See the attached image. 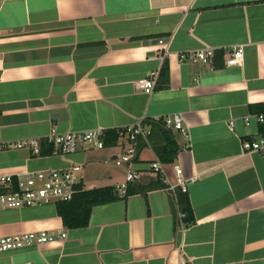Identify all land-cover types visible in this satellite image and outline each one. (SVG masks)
<instances>
[{
  "label": "crops",
  "instance_id": "0c3cea01",
  "mask_svg": "<svg viewBox=\"0 0 264 264\" xmlns=\"http://www.w3.org/2000/svg\"><path fill=\"white\" fill-rule=\"evenodd\" d=\"M0 31L2 142L39 139L41 147L51 131L120 129L141 119L151 128L174 113L186 129H170L178 151L161 163L169 182L147 169L162 143L151 128L132 165L139 178L128 184L140 191L93 206L84 227H65L54 203L0 208V236L66 233L0 253V264H264V148L243 147L264 126L241 120L263 111L264 0H0ZM238 46L242 63L226 66V49ZM201 47L214 49L211 64L179 61ZM153 72L151 92L135 87ZM121 147L33 154L11 146L0 150V175L73 163L84 189L115 188L126 171L113 162ZM173 165L186 178L188 225ZM157 179L162 186H153Z\"/></svg>",
  "mask_w": 264,
  "mask_h": 264
},
{
  "label": "built area",
  "instance_id": "2783aa9c",
  "mask_svg": "<svg viewBox=\"0 0 264 264\" xmlns=\"http://www.w3.org/2000/svg\"><path fill=\"white\" fill-rule=\"evenodd\" d=\"M2 33L0 31V39ZM159 45H165L164 39H158ZM160 57L166 54L167 49L162 47ZM214 49L211 47H201L196 50L182 51L178 54L180 62H190L192 64H211L214 57ZM224 64L226 66L240 65L243 59V47H230L226 49ZM157 72H153L146 77L139 78L135 81V87L144 92H151L156 83ZM245 125L254 121L264 126V111L247 114L241 119ZM154 122H160L165 128L177 130L186 135V129L183 126L182 118L179 114L174 113L164 117H156ZM233 128L234 121L228 123ZM117 143L120 144L121 151L113 160L116 166H126L124 179L115 186L118 195L124 196L128 184L138 180L139 173L133 169V162L137 155V146L140 140L148 142L151 134L150 125L145 124L143 120L120 128L116 131ZM104 133L103 130H86V131H51L46 136V141L53 145V153L68 154L76 151L80 146L86 145L93 148H103ZM25 147L31 149L33 154L40 153L39 139H25L17 141L13 145L4 143L0 140V150L8 147ZM245 150L259 151L264 148V133L259 134V139H253L243 142ZM147 169L152 173L159 175L165 182H169L165 167L158 159L150 161ZM81 165L69 164L55 168L26 171L17 174L0 175V208H17L30 205L56 203L58 201H69L78 190L81 184L80 172ZM173 172L176 181L173 186H178L182 192L186 191V178L182 175L181 167L173 165ZM169 184V183H168ZM172 186V185H171ZM81 188L82 184H81ZM180 219L183 222L184 213L180 212ZM180 220V221H181ZM181 223V222H180ZM181 223V224H182ZM181 226V225H180ZM66 238L63 230L51 231L40 230L30 231L18 234L0 236V253L18 250L33 244H43ZM26 264V263H18Z\"/></svg>",
  "mask_w": 264,
  "mask_h": 264
},
{
  "label": "trees",
  "instance_id": "16d2710c",
  "mask_svg": "<svg viewBox=\"0 0 264 264\" xmlns=\"http://www.w3.org/2000/svg\"><path fill=\"white\" fill-rule=\"evenodd\" d=\"M167 72L164 66L163 73ZM264 111V105L262 107ZM152 132H158L162 143L154 146V150L158 159L163 164H170L174 161L178 151V145L170 129H166L160 123L151 124ZM119 129L104 130L103 143L104 146L114 145L117 141L116 131ZM264 130V129H262ZM53 145H41L40 154H52ZM153 186H162L157 179L152 183ZM180 190V189H179ZM177 190L176 197L180 210L184 213L183 222L188 225L193 222V215L187 195L184 192ZM140 189L136 187H127L123 197L136 193ZM118 197L113 186H101L91 189L81 188L78 185V190L69 201H58L55 203L57 215L61 218L62 224L67 228H80L88 224L91 208L98 204H103L115 200Z\"/></svg>",
  "mask_w": 264,
  "mask_h": 264
},
{
  "label": "rangeland",
  "instance_id": "374dc122",
  "mask_svg": "<svg viewBox=\"0 0 264 264\" xmlns=\"http://www.w3.org/2000/svg\"><path fill=\"white\" fill-rule=\"evenodd\" d=\"M170 168L172 169L171 165L167 167V169H170Z\"/></svg>",
  "mask_w": 264,
  "mask_h": 264
}]
</instances>
